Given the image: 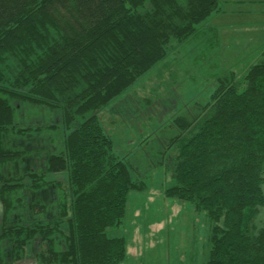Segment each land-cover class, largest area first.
Returning <instances> with one entry per match:
<instances>
[{"label":"trees","instance_id":"1","mask_svg":"<svg viewBox=\"0 0 264 264\" xmlns=\"http://www.w3.org/2000/svg\"><path fill=\"white\" fill-rule=\"evenodd\" d=\"M222 11L220 0H0V264L22 260L29 244L38 264L125 261L126 240L107 232L122 223L131 193L150 190L152 151L136 165L123 159L98 113L158 66V78L167 71L170 79L161 103L178 97V69L216 83L207 104L189 105L165 126L152 161L171 174L165 196L209 220L203 264H264V228L256 233L254 223L264 206V63L238 77L225 62L212 21ZM160 100L127 99L124 112H111L160 121ZM24 106L59 110L65 136L59 153L49 149L54 138L40 140L44 169L15 177L4 168L25 152L6 136L56 127H20ZM64 172L66 191L48 178ZM28 191L42 198L27 204ZM40 215L50 222L31 223Z\"/></svg>","mask_w":264,"mask_h":264},{"label":"rangeland","instance_id":"2","mask_svg":"<svg viewBox=\"0 0 264 264\" xmlns=\"http://www.w3.org/2000/svg\"><path fill=\"white\" fill-rule=\"evenodd\" d=\"M231 6L237 7L233 3ZM242 9L246 16L237 13L235 17L231 18L234 21H228L234 23L233 30H228L230 26L225 25L224 20H219L218 27L225 32L223 33L224 39L228 32L234 40H240L234 49L248 52L249 58L246 60L253 64L264 63V39H261L264 38V0H255L253 3L246 2ZM251 38L256 42L244 47ZM244 48L246 49L243 50ZM173 57L171 55L170 59ZM246 60L238 63V66L235 65L238 77H241L250 65L246 64ZM186 62L187 60L182 57L184 72L187 67ZM159 68L160 66L140 78L125 96L114 100L98 113L113 138L117 154L123 159L136 165V158L141 157L142 150L144 153L152 151V154L146 153L148 162L145 166L147 169H144L146 171L144 179L149 183L150 190L131 193L122 223L119 227L108 230L107 233L109 237L126 240L128 253L122 264H203L205 248L210 235V222L205 214L196 211L190 204L165 196L164 190L172 181L171 174L165 173L161 167L153 168L152 161L156 160L153 154L163 148L161 139L169 136L165 126L174 117L187 113L189 105L195 106L198 103L199 106H203L207 104L216 83L202 80L196 70L194 73L190 69L191 73L198 78L197 81L196 78L192 81L191 77H187L178 69L179 83L175 88L178 97L172 94L167 99L168 102L165 100L164 103H161L158 98L166 93L167 87L164 84L168 85L170 79L167 71H164L162 79H159L156 73ZM137 98H151L155 102L160 100L162 107L160 121L141 117L144 122L136 124L135 116L126 121L111 112L113 107L112 111L115 113L124 112L121 102L128 99L136 105ZM16 122L23 128L29 125L44 127L55 125L56 127L44 130L41 135H36V132L25 136L7 135L10 143H6V145L9 148L24 151L25 155L15 163L8 164L7 167L12 171L5 166V174L10 176L14 174L15 177H18L27 172L43 170L41 155L48 150L45 148L46 143L40 142V140H46L47 137L54 138L55 142L52 147H49L50 151L59 153L63 150L65 127L62 113L59 110L51 112L47 108L24 106L17 109ZM136 126H141L139 132L136 131ZM48 178L54 183L61 184L63 190H68L66 172L49 175ZM26 195L28 197L27 204H29V201L41 199L43 193L28 191ZM3 217L4 207L0 201V233ZM34 218L35 220H32L31 223L46 224L50 222L48 216L40 215ZM222 223L220 224L222 225ZM254 223L256 233L264 228V206L259 209ZM12 264H38L34 246L27 245L24 258Z\"/></svg>","mask_w":264,"mask_h":264},{"label":"crops","instance_id":"3","mask_svg":"<svg viewBox=\"0 0 264 264\" xmlns=\"http://www.w3.org/2000/svg\"><path fill=\"white\" fill-rule=\"evenodd\" d=\"M222 3V7H223V11L219 14H216L213 17V24L216 25L217 27L219 26V20H224L225 25H229L230 28L228 30H233V27L235 26L234 23L232 22H228V21H234L231 20L232 17H235L237 13H240L242 16H246V14L244 13L242 6L244 5V3L249 2V3H253L255 0H220ZM231 3L236 4L237 7H233L231 6ZM238 8V9H236ZM220 21V22H221ZM222 23V22H221ZM219 29V27H218ZM220 32V38H221V45H222V50H223V57L225 59V62H228L231 65H237L240 62H244V60L248 59L249 57L248 52L246 51H237L234 49L235 45H238V42L240 40H234L230 34L227 32V34L225 35V39L223 36V33H225L224 31H221L219 29ZM264 39V38H261ZM258 40V39H257ZM256 42L254 41L252 38L248 40L247 44L244 46L246 47L248 44ZM228 45V46H227ZM246 48H244L243 50H245ZM242 57H244L242 59ZM242 59V60H241ZM246 64H250L254 65L252 62H249L248 60H246ZM247 70V68H246Z\"/></svg>","mask_w":264,"mask_h":264}]
</instances>
